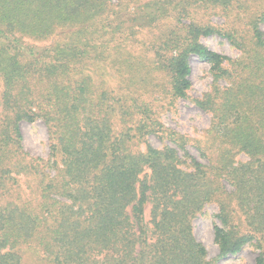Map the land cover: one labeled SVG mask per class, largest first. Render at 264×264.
I'll use <instances>...</instances> for the list:
<instances>
[{"label": "trees", "instance_id": "16d2710c", "mask_svg": "<svg viewBox=\"0 0 264 264\" xmlns=\"http://www.w3.org/2000/svg\"><path fill=\"white\" fill-rule=\"evenodd\" d=\"M262 24L264 0H0V264H215L192 230L210 202L218 258L264 233ZM179 98L201 135L161 120ZM37 119L46 157L22 145Z\"/></svg>", "mask_w": 264, "mask_h": 264}, {"label": "rangeland", "instance_id": "374dc122", "mask_svg": "<svg viewBox=\"0 0 264 264\" xmlns=\"http://www.w3.org/2000/svg\"><path fill=\"white\" fill-rule=\"evenodd\" d=\"M264 31V24L261 25ZM201 42L212 50L221 54L235 57L239 52L232 47L229 42L216 35H209L201 38ZM45 42H36L41 45ZM191 72L189 78L191 80V87L189 89L190 95H200L208 89L211 76L209 74V66L206 62L201 61L196 56L190 57ZM161 120L166 126H169L179 132L186 133L192 137H197L202 134V131L208 127L210 122V114L201 110L188 99L179 98L175 107L172 110L164 111L161 114ZM20 128L22 133V145L25 150L33 155H40L46 157L49 151L48 148V134L44 123L37 119L33 122L21 121ZM150 143L159 148L161 141L154 136L149 137ZM190 152L197 156V151L190 147ZM240 161H245V155L240 154L236 157ZM229 187V186H227ZM218 207L216 203H207L201 213H198L192 219V230L195 238L202 243L206 249L207 259L213 260L215 264H255V257L258 255L260 248L256 242L257 236L261 238L264 246V233H254L255 237L247 242L242 248L234 253L228 254L225 257L218 258L219 248L214 240L213 225L220 224L216 217ZM150 204L145 206V217L149 219Z\"/></svg>", "mask_w": 264, "mask_h": 264}]
</instances>
